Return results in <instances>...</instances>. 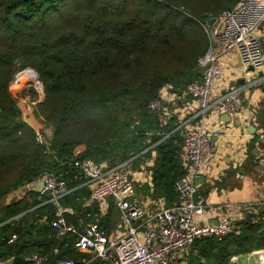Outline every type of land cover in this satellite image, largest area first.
I'll use <instances>...</instances> for the list:
<instances>
[{
    "label": "trees",
    "instance_id": "obj_1",
    "mask_svg": "<svg viewBox=\"0 0 264 264\" xmlns=\"http://www.w3.org/2000/svg\"><path fill=\"white\" fill-rule=\"evenodd\" d=\"M239 1L0 0V258L33 264L32 254L42 252L55 264L83 257L76 240L57 237L42 220L57 215L53 203L41 205L42 193L26 188L8 201L16 189L54 173L72 188L62 204L78 213L80 190L91 191L74 179L76 158L132 166L155 149L151 194L169 205L178 199L183 138L176 125L161 126L150 105L166 84L183 90L201 78L199 58L210 43L204 25ZM27 67L44 86L36 114L53 129L49 149L36 141L10 88ZM110 205L112 215L117 205ZM250 217L229 235L197 239L191 264H230L233 255L264 249V221ZM114 223L107 217L101 225L109 232Z\"/></svg>",
    "mask_w": 264,
    "mask_h": 264
},
{
    "label": "built area",
    "instance_id": "obj_2",
    "mask_svg": "<svg viewBox=\"0 0 264 264\" xmlns=\"http://www.w3.org/2000/svg\"><path fill=\"white\" fill-rule=\"evenodd\" d=\"M263 22L264 0H240L235 6L222 11L213 28L208 23L204 25L210 43L206 52L199 58L202 76L190 82L184 89V92L194 99L196 103L194 116L199 117L200 120L193 123L187 119L176 129L183 138L182 158L186 170L176 183L178 201L148 211L137 199L135 180L129 165L131 160L106 168L91 158L74 159V179L88 186L97 182L92 193L94 198L104 205V208L108 207L106 202L108 197H113L121 212L124 232L119 236H108L96 221L86 226L83 232L78 233L77 225L68 220L63 211L53 218L44 214L42 219L49 221L57 237L77 233L78 251L91 254L89 259H84L82 262L73 258H61L57 264H91L93 262L96 264H179L184 252L197 239L229 235L240 228L246 206L242 203L238 204L234 210L223 214L217 223L199 221V217L205 212V207L198 200L199 189L196 185V177L202 175L204 157L211 151L213 137L224 133L220 127L204 126L208 113L218 107L219 111L232 118L244 108L243 86H232L223 93H216L215 82L221 72L219 46L222 50L235 52L246 66L262 68L264 46L257 36V30ZM221 23H224V28L219 31L218 26ZM252 71L248 69L246 74L251 76ZM31 81L35 82L30 85L34 86L39 93V102H44V86L39 74L33 68L20 71L10 85L11 91L18 90L22 88L23 83ZM252 82L249 80L248 85ZM163 99L161 95L150 105L158 114L161 126L167 122ZM31 125L36 130L38 142L47 145L41 128ZM259 158L264 164V147L260 150ZM43 186V190L48 189L53 192L52 200H59L72 191L68 180L54 173L43 176ZM260 205L259 219L264 221V199L260 201ZM16 239L17 235L14 234L9 241L13 242ZM30 259L33 264L48 262V256L42 252H35ZM233 259L236 260L237 256H233ZM0 264L8 263L0 258ZM261 264H264V257Z\"/></svg>",
    "mask_w": 264,
    "mask_h": 264
},
{
    "label": "crops",
    "instance_id": "obj_3",
    "mask_svg": "<svg viewBox=\"0 0 264 264\" xmlns=\"http://www.w3.org/2000/svg\"><path fill=\"white\" fill-rule=\"evenodd\" d=\"M257 36L264 46V22L258 28ZM219 54L221 72L215 82L216 93H223L232 86H243L244 108L230 120L223 119L224 113L219 111L218 107H215L207 115L204 126L207 128L220 127L224 133L213 137L211 151L204 157L202 175L206 180L198 187V200L204 204L205 212L199 217V221L216 223L223 214L234 210L240 203L246 205L242 220L247 219L251 214L250 218L261 220L259 214L261 213L260 201L264 199V164L260 161L259 153L264 147V66L253 70L251 76H248L246 74L248 66L241 62L235 52L222 50L219 46ZM249 80L253 81L251 85H248ZM161 95L164 98L163 104L167 113L165 126L176 125L174 129L176 131L178 125L187 119L193 123L200 120L199 117L195 118L194 116L196 107L194 99L186 94L184 89L175 90L171 84H166ZM29 123L32 124L30 121ZM155 156L156 150L152 149L150 154L142 156L134 165H130L135 180L137 199L148 211H153L161 205H169L165 197H154L151 194L154 191L152 167ZM182 161L184 162L183 158ZM234 163H237L236 168H234ZM81 186L84 185L81 184ZM26 188L43 194V177L28 183L26 187H20L13 191L8 201L15 197L19 198ZM83 188L80 191L83 195L85 194L82 202L84 208L78 210V213L70 205L62 204L61 199L52 200L44 194L45 198H42L41 205L53 203L57 213L63 211L68 220L77 225L78 233L83 232L89 224L98 221L101 230L106 235L119 236L122 234L124 226L118 206L111 215L110 203L111 201L115 203L113 197H108L106 200L108 207L104 208V205L94 198L91 186L88 187L91 191L89 196L86 194L87 190L83 191ZM178 200L179 196L176 201ZM246 208H250V211H246ZM67 213L73 216V219H70ZM107 217L115 218V223L109 232L101 225V222ZM69 236V239L75 241L77 233ZM191 251L192 246L184 252L179 264H191ZM80 253L83 254V257L78 259V262L91 257L90 253ZM233 256H237V259L234 260ZM233 256L230 264H261L264 249Z\"/></svg>",
    "mask_w": 264,
    "mask_h": 264
},
{
    "label": "rangeland",
    "instance_id": "obj_4",
    "mask_svg": "<svg viewBox=\"0 0 264 264\" xmlns=\"http://www.w3.org/2000/svg\"><path fill=\"white\" fill-rule=\"evenodd\" d=\"M29 68H32V67H27V68H24V69H29ZM22 70H19L18 72H16L14 79L17 77V75ZM31 83L35 84L34 81L28 82L26 84L23 83L22 88L13 91L14 92L13 94L18 99V104H19V107H20V109L22 111L23 117L25 119L29 120L35 127H39L43 131L44 136L46 138V142H47L46 146L49 149L50 146H51V139H52V136H53V129H52V127L47 126L46 124H44L41 121V119L38 116V114H36V109H37L38 105L43 103V102H39L40 101L39 93L37 92V90L35 89L34 86L30 85ZM36 141L38 142V140H36Z\"/></svg>",
    "mask_w": 264,
    "mask_h": 264
},
{
    "label": "water",
    "instance_id": "obj_5",
    "mask_svg": "<svg viewBox=\"0 0 264 264\" xmlns=\"http://www.w3.org/2000/svg\"><path fill=\"white\" fill-rule=\"evenodd\" d=\"M216 21H217V18H216V17H210V18L207 20V23L209 24V26H210L211 28H213V27H214V24L216 23ZM223 28H224V23H221V24L218 26V30H219V31H222ZM248 69H249V70H255V67L252 66V65H250V66L248 67ZM224 118H225L226 120H230L231 117H230L228 114L224 113V114H223V119H224ZM263 141H264V140H263ZM233 165H234V168L237 167V163H234ZM240 171H242V169H240ZM205 180H206V178H205V176H203V175L196 177V185L199 187L200 184H201L202 182H204ZM96 185H97V182H95L94 184H92V185H91V188L94 189ZM43 194H44L45 196L49 197V198H53V196H54V195H53V192L50 191V190H48V189H45V190L43 191ZM246 211H250V208H246ZM217 222H218V221H217ZM217 222H216V223H217ZM13 259H14V258H10L9 260H7V263H8V264H12V263H13Z\"/></svg>",
    "mask_w": 264,
    "mask_h": 264
}]
</instances>
